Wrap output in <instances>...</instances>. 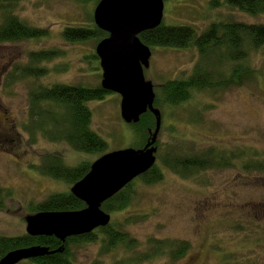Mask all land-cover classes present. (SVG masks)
<instances>
[{
  "label": "rangeland",
  "instance_id": "obj_1",
  "mask_svg": "<svg viewBox=\"0 0 264 264\" xmlns=\"http://www.w3.org/2000/svg\"><path fill=\"white\" fill-rule=\"evenodd\" d=\"M210 1L165 0L162 23L168 27H193L198 35L215 22L264 24V15L251 16L227 6L213 9ZM15 6L14 13L20 19L48 29L49 34L39 41L0 44V188L13 192V198L6 202L7 208L0 210V236L5 237L27 234L26 217L31 207L49 195L68 191L63 182L29 168L39 164L43 154L60 153L69 166L81 160L92 163L101 156L77 153L66 144L41 139L33 146L28 144L22 125L28 119V95L34 80L14 84L11 80L15 67L29 62V53L59 48L66 56L45 66L64 61L70 64V69L66 73L53 72L40 80L43 84L93 87L101 84L102 70L97 69L100 59L97 56L99 64L86 59L91 52L96 53L95 43L70 45L61 38L65 28L86 25L93 6L70 0H20ZM198 60L194 47L185 50L154 47L145 78L153 83L161 100L160 86L186 78ZM249 62L256 70L250 83L215 93H197L176 108L165 107L161 102L165 111H160L163 121L157 141L163 150L178 143L185 148L192 145L195 151L250 150L264 164V47L252 53ZM88 107L93 114V130L107 144L105 153L137 147L133 128L121 117L118 94L89 102ZM164 173V179L152 185H144L136 178L134 204L113 215L112 220L126 223L125 230L142 245L150 238L171 239L189 243L190 251L177 262L164 259L140 264H223L226 257L225 264H264V171L209 170L201 172L197 180ZM128 256H102L99 244L89 243L75 248L74 264H123ZM28 261L19 264H31Z\"/></svg>",
  "mask_w": 264,
  "mask_h": 264
},
{
  "label": "trees",
  "instance_id": "obj_2",
  "mask_svg": "<svg viewBox=\"0 0 264 264\" xmlns=\"http://www.w3.org/2000/svg\"><path fill=\"white\" fill-rule=\"evenodd\" d=\"M18 1L20 0H0V44L39 41L48 37V29L29 25L14 13ZM70 1L85 6L91 5L93 11L86 25L65 28L61 32L62 40L70 45L94 42L96 50L98 43L108 37L106 32L98 29L93 19L94 9L101 0ZM210 6L213 9L227 6L251 16L264 15V0H211ZM140 39L152 51L154 47L178 50L194 47L199 54V60L190 75L183 79L167 81L160 86L161 100L156 96L154 105L160 108V111H165L161 108V102L165 107L176 108L190 101L197 93H215L252 82L256 70L250 66L249 58L252 53L264 47V24L215 22L198 35L193 27H168L162 23L156 29L141 34ZM65 54V51L59 48L31 52L28 54L29 62L26 65L15 67L11 75V80L15 81L13 84L20 80H34L28 95V119L22 125V130L28 136V144L31 146L41 139L47 143L66 144L77 153L103 155L107 151V144L92 128L93 114L88 103L101 101L111 93L102 89L101 84L93 87L65 83L43 84L40 81L53 72L60 74L69 71L70 64L64 61L52 67L45 66L63 59ZM89 58L99 64L95 52L86 57ZM97 69L101 70L100 67ZM129 127L133 128L136 136L137 147L134 149H142L150 138V132L155 131L156 119L147 112L141 116L137 124H130ZM161 145L158 140L156 157L159 163L139 176L138 182L144 185L159 183L164 179L166 171L185 180L193 178L197 180L201 172L209 170L240 168L245 173L264 171L263 162L256 160L250 150L225 152L218 148H207L195 151L192 145L185 148L179 143L163 150ZM31 167L42 176L63 182L67 185L68 191L47 196L31 207L29 215L85 208V204L70 193V188L90 171V162L81 160L75 166H69L62 154L48 152L41 156L39 164L30 165L29 168ZM134 186H136L134 182L128 184L106 201L102 205V210L112 217L129 208L136 199ZM12 198V190L0 188L1 211L7 208L6 202ZM125 225L126 223L114 222L111 218L108 226L100 227L88 235L68 238L64 243L55 237L47 236L33 237L28 234L16 237L0 236V259L14 250L47 247L50 252L56 253L28 262L74 264L75 248L89 243L99 244L102 256L132 254L121 262H124L123 264L152 263L164 259L177 262L190 251L189 243L171 239L150 238L142 245L125 230ZM142 247L145 248L141 249ZM59 249L62 251L58 252ZM230 257L232 259V256ZM226 258L223 264L227 261Z\"/></svg>",
  "mask_w": 264,
  "mask_h": 264
},
{
  "label": "water",
  "instance_id": "obj_3",
  "mask_svg": "<svg viewBox=\"0 0 264 264\" xmlns=\"http://www.w3.org/2000/svg\"><path fill=\"white\" fill-rule=\"evenodd\" d=\"M164 8V0H101L95 7V25L108 34L95 50L102 70V89L120 96L125 123L137 124L142 115L150 112L156 119V128L144 148L105 153L91 163L86 176L70 189L85 204L84 209L28 215V235L55 237L64 243L68 238L106 227L111 215L102 210V205L156 165L162 116L154 106V85L145 78L152 50L140 35L162 24ZM54 253L47 247L18 249L8 253L0 264H19Z\"/></svg>",
  "mask_w": 264,
  "mask_h": 264
},
{
  "label": "bare ground",
  "instance_id": "obj_4",
  "mask_svg": "<svg viewBox=\"0 0 264 264\" xmlns=\"http://www.w3.org/2000/svg\"><path fill=\"white\" fill-rule=\"evenodd\" d=\"M71 189V188H70ZM71 193V192H70ZM112 218V217H111ZM108 226V225H107Z\"/></svg>",
  "mask_w": 264,
  "mask_h": 264
}]
</instances>
